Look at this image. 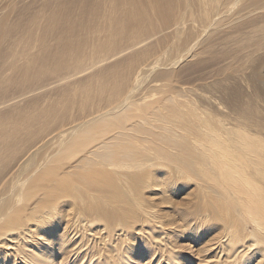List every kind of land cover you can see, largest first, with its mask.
I'll return each instance as SVG.
<instances>
[{
  "label": "bare ground",
  "instance_id": "bare-ground-1",
  "mask_svg": "<svg viewBox=\"0 0 264 264\" xmlns=\"http://www.w3.org/2000/svg\"><path fill=\"white\" fill-rule=\"evenodd\" d=\"M11 1L0 12V264H49L38 236L63 253L70 233L78 264L96 254L89 242L92 264H116V240L140 217L153 243L141 192L156 167L173 190L194 180L197 210L221 214L227 258L247 264L251 247L264 251L253 177L264 179V138L197 92L242 57L217 56L218 38L248 43L263 30L242 29L264 21V0ZM168 42L174 56L155 57ZM148 83L160 90L146 94Z\"/></svg>",
  "mask_w": 264,
  "mask_h": 264
},
{
  "label": "rangeland",
  "instance_id": "rangeland-1",
  "mask_svg": "<svg viewBox=\"0 0 264 264\" xmlns=\"http://www.w3.org/2000/svg\"><path fill=\"white\" fill-rule=\"evenodd\" d=\"M10 2L12 1L2 0L0 12L7 9ZM19 3L21 6L22 2ZM245 11L249 10L245 9L242 12ZM13 13L9 14L10 20L15 19V13ZM256 17L258 16L254 15L253 18L248 19L245 24L247 27L242 30L259 26L263 30L259 28L261 31L258 30L259 32L248 35V43L238 42V44L226 45L223 39L218 38L216 40L218 44L213 52L217 56L224 53L227 55L238 53L242 57L238 58L236 62H231L232 64L229 66L221 67L212 73L208 79L200 81L197 84V92L199 95L211 96L227 113H230L228 119L230 118L232 126L241 125L247 118L251 122H249V126H244V128L252 130L264 138V21L254 22L259 20ZM253 23H255L254 26ZM168 44L169 42L161 47L162 50H158L155 54L158 53V55L155 57L164 56L163 58L168 59L171 53L174 56L171 49V53L168 51L169 48L166 49ZM178 67H181L180 71H182L187 65L182 62ZM163 82L164 80L159 84ZM154 83L151 85L150 83H148L149 85L144 84L143 91L146 94L156 93V89L159 88L155 87L156 83ZM155 95L157 96V94ZM214 112L219 113L214 110L211 114H215ZM165 172L168 173V169L165 167H156L153 184L147 185L141 192V199L145 208L154 215L153 217H145L154 234L153 243L149 242L150 244H148L142 241L141 235L146 232V229L143 228L144 221L140 217V220L129 223L125 241L122 237L116 240L118 249L117 255L112 258L114 262L116 264H238L239 261L233 262L231 257H226L223 246L226 235L221 228L223 224L219 218L221 214H214L207 210L199 212L196 207L198 204L203 205L205 199L195 196L197 188L194 180L179 179L178 187L173 190L166 182L168 176ZM253 177L260 186L264 187V179L255 174ZM124 206L128 208L129 203L124 201ZM250 227V222L244 224L246 230H249ZM90 228H93L92 232L96 231L93 225ZM61 231L64 229L58 228V235ZM70 234L72 240L67 242L68 247L63 253L56 242V244H49L46 239H42V235L38 236L39 241H42L41 243L45 247L48 246V252L52 257L49 264H64L68 261L69 264H78L81 261V257L76 256L75 258L76 252L73 253L75 245L71 244L73 238H76V234ZM100 235L103 236L102 232L97 231L93 233L92 237L94 240L95 238L100 239ZM145 236L147 237V234ZM95 243H87L89 246L92 245L91 252L96 251L90 264L99 254ZM251 250L252 256L249 254L250 250L246 253L248 254L247 264H262L264 251L260 249L254 253L256 250L254 247H251ZM83 253L84 251L80 254ZM84 257V263L87 264V256ZM170 257H173L174 260L171 261Z\"/></svg>",
  "mask_w": 264,
  "mask_h": 264
}]
</instances>
